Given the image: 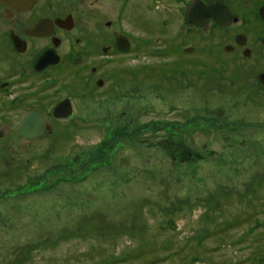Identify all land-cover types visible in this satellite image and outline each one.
Instances as JSON below:
<instances>
[{"label":"rangeland","instance_id":"rangeland-1","mask_svg":"<svg viewBox=\"0 0 264 264\" xmlns=\"http://www.w3.org/2000/svg\"><path fill=\"white\" fill-rule=\"evenodd\" d=\"M120 1L106 18L143 50L118 56L102 87L51 73L31 104L69 97L71 114L0 150V264H264V105L236 97L231 56L159 80L151 67L170 41L193 37L194 59L210 39L222 49L236 25L191 30L176 0L117 14ZM10 106L8 142L29 108Z\"/></svg>","mask_w":264,"mask_h":264},{"label":"flooded vegetation","instance_id":"flooded-vegetation-1","mask_svg":"<svg viewBox=\"0 0 264 264\" xmlns=\"http://www.w3.org/2000/svg\"><path fill=\"white\" fill-rule=\"evenodd\" d=\"M176 1L181 4L182 21L188 29L202 31L206 27L223 29L232 25H236V29L223 36L228 42L223 43L222 49L217 45L219 39H210L208 49L198 56L199 59L190 55L197 51L192 44L193 37L180 44L175 41L165 44L162 50L165 62L159 60L158 64L151 65L156 79L159 80L162 70L174 73L177 67L190 69L192 65L203 63L204 59L214 63L219 60L217 54H220V61L224 60L222 55H228L233 60L222 64H228L234 72L236 97H240L242 91L252 104L264 105V0ZM128 2L120 1L117 14ZM194 2L204 8L216 5L218 18L226 23H218L210 17L204 26H200L187 20L188 7ZM107 6L111 7V0H0V150L11 148L19 152L21 148L28 149L31 143L52 131L57 119H63L53 113L59 102L68 99L71 108L74 107L69 97L57 100L50 111L43 110L39 103L31 104L33 94L41 97L39 102L47 98L51 73L54 82L65 78L79 81L77 77L87 76L97 87H102L105 74L112 75L118 56L128 55L135 47L142 46L143 50V41L135 44L129 32L120 33L112 28L113 21L106 18ZM157 39L163 38L158 36L154 41ZM85 68H89L88 73L82 72ZM34 100L38 102L36 98ZM13 103L23 105V109L29 108L14 125L8 142V126L12 119L9 115L13 113L11 107H15L10 105ZM31 113L43 118L42 133L33 138H17L22 120ZM25 161L27 163L29 159Z\"/></svg>","mask_w":264,"mask_h":264},{"label":"water","instance_id":"water-1","mask_svg":"<svg viewBox=\"0 0 264 264\" xmlns=\"http://www.w3.org/2000/svg\"><path fill=\"white\" fill-rule=\"evenodd\" d=\"M217 6L212 5L210 7L204 8L202 5L192 3L187 10L186 18L189 21H192L194 24H198L200 26H204L207 18H213L218 23H226L218 18ZM194 16V17H193ZM72 112V108L70 105V101L65 99L59 102L53 113L55 116L66 118ZM42 119L39 115L35 113L28 114L21 122L18 131L17 138L19 137H27L33 138L42 133ZM34 120V121H33ZM33 121V122H32ZM32 125V128L30 127Z\"/></svg>","mask_w":264,"mask_h":264}]
</instances>
